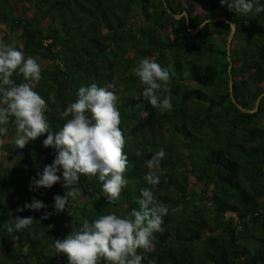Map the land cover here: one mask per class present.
Here are the masks:
<instances>
[{"label":"trees","instance_id":"trees-1","mask_svg":"<svg viewBox=\"0 0 264 264\" xmlns=\"http://www.w3.org/2000/svg\"><path fill=\"white\" fill-rule=\"evenodd\" d=\"M163 2L173 12L185 10L187 19L172 17ZM215 14L234 22L230 93L251 108L264 88V12L236 14L220 0H0V39L14 32L13 46L42 63L35 91L48 104L50 130L66 122L60 113L80 87L113 84L128 157V185L117 203L107 202L96 178L81 176V195L56 212L53 197L67 191L60 172L53 187L29 189L56 155L43 146L47 133L16 148L10 122L8 135L0 137V264H68L55 251L56 239L79 230L84 220L139 209L140 189L152 187L144 180V161L152 154L147 146L166 152L153 191L169 213L163 231L154 234L155 251L144 254L142 264H264V94L252 112L230 100L224 52L229 25L196 27ZM146 57L170 73L171 108L163 113L142 97L131 73ZM216 87L224 91L213 95ZM205 125L215 128L203 133ZM220 130L225 135L209 139ZM137 150L145 154L138 157ZM33 197L46 207L17 211ZM45 212L51 215L41 219ZM16 216H31L33 223L10 234Z\"/></svg>","mask_w":264,"mask_h":264},{"label":"clouds","instance_id":"clouds-1","mask_svg":"<svg viewBox=\"0 0 264 264\" xmlns=\"http://www.w3.org/2000/svg\"><path fill=\"white\" fill-rule=\"evenodd\" d=\"M220 3H227L230 11L245 16L264 12V4L259 0H220ZM230 27L234 25L230 24ZM42 71V63L30 55L26 56L22 47L0 41V137L8 135L11 122L14 124L11 143L16 148L23 149L30 140L47 133L43 146L56 152L52 163L45 165L42 172H37L38 178L31 179L29 189L53 187L61 181V175H57L60 172L62 186L67 191L63 196L53 197V207L56 212H61L68 207L70 200L74 201L81 195L76 187L80 177H94L101 184V194L107 202L117 203L128 185L125 178L128 157L124 152L127 141L120 128L121 114L115 85L101 87L92 83L80 87L74 102L60 113L66 122L59 131L53 132L46 115L48 104L35 91L42 79ZM131 73L139 79L141 95L153 108L160 113L171 108L170 73L155 57L140 59L131 68ZM14 76L22 77V81L16 83ZM3 143L0 139V146ZM146 151L152 154L144 161L149 170L144 180L152 187L140 189L139 209L125 215L109 212L91 222L84 220L79 230L71 231L63 239H56L55 251L65 254L68 264H142L146 258L144 254L155 251L154 234L163 231V218L169 213V208L157 199L153 191L160 182L156 170L166 152L162 148L153 152L151 146H147ZM144 154L143 150L135 152L138 157ZM45 207L42 201L33 197L31 203L18 206L17 211H38ZM49 215L51 213L45 212L41 219H47ZM12 221L7 229L10 234L29 228L33 218L16 216Z\"/></svg>","mask_w":264,"mask_h":264},{"label":"water","instance_id":"water-1","mask_svg":"<svg viewBox=\"0 0 264 264\" xmlns=\"http://www.w3.org/2000/svg\"><path fill=\"white\" fill-rule=\"evenodd\" d=\"M164 5V9L167 13H169L170 15H172V17L174 18H179L181 15H183L185 17V19H187V14L185 12V10H181L180 12H173L171 11L168 6L165 4V2H163ZM207 21H225L228 23L229 25V31L226 35L225 38V43H224V52H225V59L227 61V65H226V72H227V84H228V91H229V97L230 100L232 101V103L241 111H245V112H252L256 109L257 107V103L259 98L264 94V88L257 94V96L254 99V103L253 106L251 108H246L243 105H241L240 103H238L234 97L232 96V94L230 93L231 90V75H230V66H231V58L229 56V45H230V40L234 31V27H230L231 25H234V22L229 21L228 19H226L223 15L221 14H215L212 15L210 17L204 18L196 27L198 28L199 26H201V24H203L204 22ZM196 28L193 30L195 31ZM53 208V207H52Z\"/></svg>","mask_w":264,"mask_h":264},{"label":"rangeland","instance_id":"rangeland-1","mask_svg":"<svg viewBox=\"0 0 264 264\" xmlns=\"http://www.w3.org/2000/svg\"><path fill=\"white\" fill-rule=\"evenodd\" d=\"M0 36H1V33H0ZM0 41H2L5 44L13 46V44L16 41V35L14 34V32H11L8 35H6L5 37L1 38ZM203 89H205V88H203ZM227 90H228V87H227ZM222 91H224V87H216V90L213 92V95H218ZM211 128L214 129L215 127H213L212 125H211V127H210V125H205V126L202 127L201 131L203 133H208V132L212 131ZM215 134H216V136H209L210 137L209 139H213V138H216V137H222L223 135H225L223 130H220L219 132H217ZM231 214H233V213H231Z\"/></svg>","mask_w":264,"mask_h":264}]
</instances>
